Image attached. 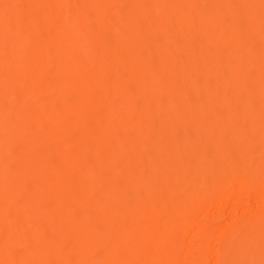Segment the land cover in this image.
I'll return each mask as SVG.
<instances>
[{
  "label": "bare ground",
  "instance_id": "6f19581e",
  "mask_svg": "<svg viewBox=\"0 0 264 264\" xmlns=\"http://www.w3.org/2000/svg\"><path fill=\"white\" fill-rule=\"evenodd\" d=\"M0 264H264V0H0Z\"/></svg>",
  "mask_w": 264,
  "mask_h": 264
}]
</instances>
